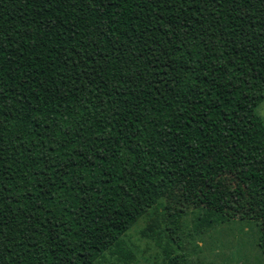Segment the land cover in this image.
<instances>
[{
	"label": "trees",
	"instance_id": "1",
	"mask_svg": "<svg viewBox=\"0 0 264 264\" xmlns=\"http://www.w3.org/2000/svg\"><path fill=\"white\" fill-rule=\"evenodd\" d=\"M263 99L264 0H0V264L126 256L152 208L185 264L180 183L199 225L264 223Z\"/></svg>",
	"mask_w": 264,
	"mask_h": 264
},
{
	"label": "rangeland",
	"instance_id": "2",
	"mask_svg": "<svg viewBox=\"0 0 264 264\" xmlns=\"http://www.w3.org/2000/svg\"><path fill=\"white\" fill-rule=\"evenodd\" d=\"M255 111L264 123V99ZM157 208L165 213H182L179 234L185 264H263L256 245L259 229L264 226L262 219L223 217L217 211V215H213L215 221L208 227L199 225L197 221L204 212L192 203V195L183 183L162 198ZM152 214L153 208L122 235L126 256L107 251L97 259L96 264H164L161 248L146 229Z\"/></svg>",
	"mask_w": 264,
	"mask_h": 264
}]
</instances>
